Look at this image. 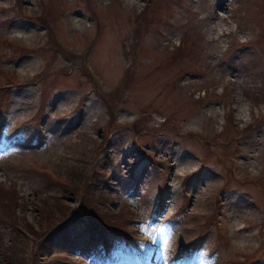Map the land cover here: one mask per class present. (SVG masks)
<instances>
[{
  "label": "rangeland",
  "instance_id": "obj_1",
  "mask_svg": "<svg viewBox=\"0 0 264 264\" xmlns=\"http://www.w3.org/2000/svg\"><path fill=\"white\" fill-rule=\"evenodd\" d=\"M57 1L0 0V187L18 197L0 264H171L178 238L203 230L198 256L264 264V0ZM107 161L99 209L155 247L127 238L87 260L50 238L79 202L59 183ZM153 205L174 226L151 222Z\"/></svg>",
  "mask_w": 264,
  "mask_h": 264
},
{
  "label": "trees",
  "instance_id": "obj_2",
  "mask_svg": "<svg viewBox=\"0 0 264 264\" xmlns=\"http://www.w3.org/2000/svg\"><path fill=\"white\" fill-rule=\"evenodd\" d=\"M53 1H57V0H53ZM57 2L58 5H51V3L48 2L49 7H51L52 9L54 6H56V8L58 6H61L60 3L61 1L58 0ZM58 8L56 9V11L58 10ZM56 11L55 12L51 11V26L53 28L56 26V22H57V19H55ZM43 17L47 19V14H44ZM7 43L10 44L9 41H7ZM45 46L46 44L44 45V47ZM14 49L16 50L17 53L20 54L28 53L30 51L23 44L15 45ZM17 49H19L20 51H18ZM48 49L51 48L48 47ZM5 60H8V58H5ZM6 78L10 82H12L9 76ZM5 79L2 82H0L1 83L0 125H1V118L3 113V104L5 101V96L8 93V89H9V85L7 84ZM41 115L42 113L40 114V116ZM147 152L149 151L146 150V153ZM108 158L112 159V153H109ZM110 165L111 164H109L107 161L103 166V168L101 166L96 167L94 170H92V172L88 176V180H86V183L84 182L83 179L87 167L83 169L84 173L83 171L73 172L70 177L62 179V181L59 183V186L66 193V197L70 198L72 196V198L75 199L78 198L79 202L78 205L75 207V209L72 210V212L66 216V219L51 232L50 238L51 239L53 238L54 240V241L52 240L53 243L63 247L72 248L73 247L72 244L74 243H76L77 245H87L89 241H94L96 238L101 239L102 237L106 236V234L109 232H113L116 234L126 233L125 229H123L121 226L122 221L121 222L108 221L107 219L108 217L103 212H101V210L99 209L100 205L95 201L96 198L102 199L105 189L110 188V185L106 180V178L111 172V170L109 169ZM112 175H115V177H117V174L115 172H113ZM90 177L92 178L91 180ZM96 185L102 187H97ZM15 197H17L16 193L12 191V189L7 187L6 189H2L0 187V226L1 227L9 226L11 227V229H15V230L18 228V215H17L18 212H15L17 210L14 209ZM46 204H47L46 200L41 198L39 200V207L34 206V208L39 213L43 214L47 210ZM65 214H66L65 210H63L62 215ZM45 219H46L45 217L42 218L43 221ZM24 223H25V227L29 229L31 228V224L28 221L24 220ZM75 225L83 226L85 229L82 232H80ZM88 225L90 226L88 227ZM48 244H51V240H49ZM40 248L41 245H39V251L37 252V254H39L38 256L44 255V252H41Z\"/></svg>",
  "mask_w": 264,
  "mask_h": 264
}]
</instances>
